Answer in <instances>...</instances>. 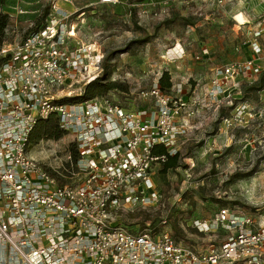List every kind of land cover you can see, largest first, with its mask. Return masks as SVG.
I'll return each mask as SVG.
<instances>
[{
	"label": "built area",
	"instance_id": "1",
	"mask_svg": "<svg viewBox=\"0 0 264 264\" xmlns=\"http://www.w3.org/2000/svg\"><path fill=\"white\" fill-rule=\"evenodd\" d=\"M12 1L0 4L9 14L0 44V264H264V222L226 206L214 221L231 233L206 251L164 230L136 231L118 222L115 214L127 203L157 198L152 173L165 156L153 147L164 144L174 153L195 108L181 84L167 93L158 81L142 91L152 98L150 109L128 108L108 96L62 100L81 94L101 72L102 45L77 39L79 21L57 0L42 27L9 40L17 22L6 8L12 5L17 15L27 11ZM170 1H161L155 13L166 14ZM253 35L252 51L259 52V32ZM257 72L253 57L217 65L207 93L229 96L236 74ZM53 113L75 135L83 173L78 181H61L29 153L32 127ZM221 122L234 125L235 109Z\"/></svg>",
	"mask_w": 264,
	"mask_h": 264
},
{
	"label": "rangeland",
	"instance_id": "2",
	"mask_svg": "<svg viewBox=\"0 0 264 264\" xmlns=\"http://www.w3.org/2000/svg\"><path fill=\"white\" fill-rule=\"evenodd\" d=\"M57 1L72 12V19L79 20L77 39L102 45V67L105 63L111 66V79L120 83L104 94L128 108L150 109L152 98L142 91L168 69L172 88L181 84L189 105L195 108L187 120L188 130L177 143L180 165L167 172L158 171L156 165L152 175L157 198L147 204L127 203L115 214L118 222L136 231H167L199 251L220 244L231 233L214 221L221 207L246 212L263 223L264 88L258 98L249 99L242 97L240 86L264 70V0H171L166 14L155 13L163 0H150L146 5L138 0ZM50 2L20 0L27 10L24 15L15 14L8 5L6 11L14 15L17 26L10 27L7 38L30 31ZM83 9L85 13L78 15ZM183 17L196 22L189 24ZM254 31L259 32L255 39L259 52L251 47ZM147 36V41L130 43ZM250 57L258 72L249 77L236 74L229 96L206 93L217 65ZM234 109L235 124L226 127L220 116ZM71 141H75L72 132L59 138L43 137L30 145L29 153L61 181L75 182L83 173L71 155ZM237 172L251 174L233 177Z\"/></svg>",
	"mask_w": 264,
	"mask_h": 264
},
{
	"label": "trees",
	"instance_id": "3",
	"mask_svg": "<svg viewBox=\"0 0 264 264\" xmlns=\"http://www.w3.org/2000/svg\"><path fill=\"white\" fill-rule=\"evenodd\" d=\"M142 2L144 5L148 4L150 0H138V2ZM144 1V2H143ZM10 3V2H9ZM0 4H8V0H0ZM49 7H44L43 11L40 15L37 16L35 23L30 28V31H34L44 25L46 22V17L48 15ZM85 10L79 11L80 13L84 12ZM79 13V14H80ZM85 13V12H84ZM184 20L189 24H195L196 20L193 17H183ZM172 18H167L163 23L169 22ZM9 22V14L5 11L0 10V44L5 39L6 33L5 28ZM150 37H143V38H135L130 43L133 42H144L147 41ZM113 68L109 66L107 63L102 67L101 72L94 77V79L90 80L85 84L84 90L81 94L78 95H69L64 96L61 99L65 101L69 100H85L87 98L93 97H102L107 96L106 93L109 89L117 88L120 83L114 79H111L110 75ZM158 84L160 89L163 92H170L173 82L171 79V75L169 70H163L158 78ZM264 88V70L258 73V77L254 80L244 81L240 86L242 97L244 98H258V91ZM126 107V106H125ZM229 114V113H228ZM226 114H222L220 118L222 119ZM67 132L64 128H62L59 124V118L56 114L49 115L46 118H40L36 121L35 125L32 127V130L29 133L28 144L37 143L41 138L48 137V138H59ZM70 152L73 156L74 161L77 160L79 157L78 146L75 141L70 142ZM153 152L157 154H164V160L159 163L157 166V170L161 172H167L170 168H175L176 166L180 165L181 162V152L177 149L174 153L169 152L167 147L164 144H155L153 147ZM239 174L240 176H245L251 173H235L232 176L235 177ZM176 240H178L175 237Z\"/></svg>",
	"mask_w": 264,
	"mask_h": 264
},
{
	"label": "crops",
	"instance_id": "4",
	"mask_svg": "<svg viewBox=\"0 0 264 264\" xmlns=\"http://www.w3.org/2000/svg\"><path fill=\"white\" fill-rule=\"evenodd\" d=\"M58 4L60 5V7L63 9V10H67L68 12H71L67 7H65L63 4H61V3H59L58 2ZM72 13V12H71ZM74 21H76V19H74ZM79 21V20H78ZM206 93H207V91H206ZM208 94V93H207Z\"/></svg>",
	"mask_w": 264,
	"mask_h": 264
},
{
	"label": "bare ground",
	"instance_id": "5",
	"mask_svg": "<svg viewBox=\"0 0 264 264\" xmlns=\"http://www.w3.org/2000/svg\"><path fill=\"white\" fill-rule=\"evenodd\" d=\"M98 57H99V54H96V55L93 56L92 59H93V60H96ZM91 67H92V66H91Z\"/></svg>",
	"mask_w": 264,
	"mask_h": 264
}]
</instances>
